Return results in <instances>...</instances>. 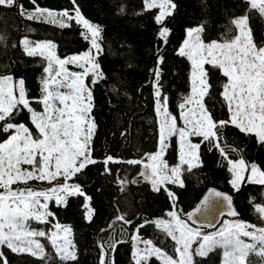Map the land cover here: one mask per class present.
I'll list each match as a JSON object with an SVG mask.
<instances>
[{"label":"snow or ice","instance_id":"snow-or-ice-1","mask_svg":"<svg viewBox=\"0 0 264 264\" xmlns=\"http://www.w3.org/2000/svg\"><path fill=\"white\" fill-rule=\"evenodd\" d=\"M29 2L36 5V0ZM71 2L74 15L69 10L53 12L38 6L29 10L18 0H0V6L15 8L21 17L30 21L39 20L60 28L71 27L74 21L86 30L84 38L90 43V49L83 54L61 59L55 54L54 43L24 39L26 54L29 57H42L46 62L40 96L35 98L42 111L32 107L23 79L0 76V136H6L0 142V264H8L5 248L13 254H28L43 260L45 247L38 238L44 237L50 241L64 264H78V251L69 239L70 228L55 224V231L46 233L33 228L30 223H50L48 217H54V213L49 210V202L55 201L57 206L66 207L69 197L91 200L74 178L78 179L85 174L86 168L97 163L91 147L97 128L92 113L95 107L93 87L106 79L98 62L103 52L99 42L102 29L82 15L76 0ZM144 2L148 10L160 9L154 20L160 26L158 36L162 41H167L171 30L165 20L174 15L176 5L172 0ZM245 2L249 5L247 11L256 10L264 18V0ZM232 23L238 29V34L231 40L205 42L202 39L205 30L203 24L186 29V38L178 54L191 61L192 87L190 95L185 96L178 105L182 121L180 126L177 117L168 110V98L162 95L159 68L155 71L154 96L156 111L160 115L159 151L146 155L145 159L150 163H145L144 159H130L124 163L142 166L139 172L142 181L137 178L130 183H148L150 191L166 195L175 210L167 213L170 219L150 221L141 217L139 223L127 213L118 212L112 225L123 222V225L133 229L131 239L135 264H149L152 257L161 264H200L198 258H206L216 249H222V264H246L250 254L264 257V227L244 221H229L214 232L201 230L205 227L200 222L202 216L213 212L217 215L227 213L233 217L239 215L233 209L232 196L213 190L194 212L187 214V219H182L176 203L178 197L170 187L183 188L184 173L203 167L202 145L209 152L217 151L227 160L228 171L232 175L229 183L234 191L239 192L245 183L264 185V170L255 163L246 162L239 148L229 145L225 136V130L231 126L246 136H254L256 143L264 146V46L255 44L247 14L233 18ZM162 62L160 58L158 63ZM68 65L81 71H70ZM205 65L220 70L227 78L221 93L229 113L227 120H217L203 103V97L211 87L208 83L209 70ZM88 77H91L90 83L87 82ZM187 105L193 107L185 110ZM24 111L32 127L23 122H14ZM174 136L179 138L180 150L178 163L170 167L163 157L168 141ZM193 137L199 138L198 142H193ZM233 154L240 158L233 161L230 158ZM116 162L119 161L114 157L106 156L103 161L104 173L111 174L107 165ZM246 172L247 181L244 180ZM32 181L47 182L50 187L37 188L30 183ZM118 182L123 192L129 181L124 178ZM250 203L264 219V204L256 205L251 198ZM149 223L175 242L176 258L156 247L152 240L144 239L141 229ZM206 227H215V224L209 220ZM125 231L127 229L121 226L120 232L123 234ZM243 238H248L250 242ZM122 243L126 241L115 234L99 241V264H115L112 253Z\"/></svg>","mask_w":264,"mask_h":264},{"label":"trees","instance_id":"trees-1","mask_svg":"<svg viewBox=\"0 0 264 264\" xmlns=\"http://www.w3.org/2000/svg\"><path fill=\"white\" fill-rule=\"evenodd\" d=\"M18 2L29 10L38 6L53 12L69 10L74 15L71 0H36L35 6L29 0ZM172 2L176 5L174 15L165 20L171 32L167 41H162L158 36L160 26L154 20L157 10L146 9L144 0H76L82 15L102 29V39L99 42L103 52L99 55L98 62L106 76V79L93 87L95 107L92 115L97 128L91 147L92 156L97 163L86 168L85 174L78 179L74 178L91 200L69 197L66 207L57 206L55 201L49 202V210L54 213V217H48L50 223H30L33 228L46 233L54 231L55 224L70 228V239L78 251V264H99L100 249L97 244L113 234L126 241L119 244L112 253L115 264H135L134 243L131 239L133 229L123 225V222L112 225L118 212L127 213L139 223L141 217L150 221L170 219L167 213L175 210L170 206L168 197L163 193H152L148 183H130L139 178L142 166L129 165L124 161L144 159L146 163V155L157 151L159 121L154 93L155 71L158 68L161 73L159 84L162 95L168 98V110L177 117V121L180 119L178 105L185 96L190 95L192 87L191 61L178 54L186 37V29L203 24L205 30L202 39L205 42L231 40L238 34L232 23L233 18L247 14L255 44L258 47L264 45V18L256 10L247 11L249 5L245 0ZM85 32L74 21L71 27L60 28L56 24L39 20L30 21L21 17L15 8L0 6V36L3 37L0 41V76L10 75L14 80L23 79L32 107L41 111L42 106L35 103V98L40 96L46 62L39 56L29 57L21 41L27 38L32 42H52L56 45L55 54L63 59L83 54L90 49L89 41L84 38ZM160 58L162 63H158ZM68 68L80 71L72 65H68ZM205 68L209 70L208 83L211 87L203 97V103L217 120H227L229 113L221 95L227 78L210 65H205ZM90 81L91 77H88L87 82ZM14 122H23L32 127L26 111L21 112ZM225 136L229 145L239 148L246 162L255 163L264 170V146L258 145L254 136H246L231 126L225 130ZM4 139L6 136H0V142ZM192 140L198 142L199 138L193 137ZM200 153L203 167L184 173L183 188L170 186L178 197L176 203L181 218L185 219L208 188H215L232 196L239 213L235 220L224 219L218 228L229 221H244L264 227V219L260 218V214L254 211L253 204L250 203L251 198L256 205L264 204V185L245 183L236 192L229 183L232 175L228 171L227 160L217 151L209 152L205 145L201 146ZM106 156L119 161L107 165L111 174L104 173L103 161ZM163 158L169 166L177 164L178 147L175 137H171ZM230 158L236 161L240 157L233 154ZM124 178L129 183L122 192L118 180ZM139 179L142 181V178ZM247 179L246 172L244 180ZM30 183L37 188L50 187L47 182ZM121 226L127 229L123 234L120 232ZM141 235L176 258L175 242L154 224L149 223L146 228L141 229ZM38 239L45 247L43 260L28 254H13L5 248L8 264H64L46 237ZM198 259L200 264H222V249H216L208 257ZM149 264L161 262L152 257ZM246 264H264V257L250 254Z\"/></svg>","mask_w":264,"mask_h":264},{"label":"water","instance_id":"water-1","mask_svg":"<svg viewBox=\"0 0 264 264\" xmlns=\"http://www.w3.org/2000/svg\"><path fill=\"white\" fill-rule=\"evenodd\" d=\"M213 190L218 191V192H221V193H224V194H228V193H226V192H222V191H220V190H218V189H215V188H208L207 191L204 193V195H203V196L201 197V199L199 200V202L196 204V206H195L191 211H189L188 213H192V212H194L195 209H196V208L201 204V202L204 200V198L207 197V196L209 195V193H210L211 191H213ZM228 195H230V194H228ZM230 196H231V195H230ZM232 206H233V209L236 210L235 205H234V202H233V205H232ZM236 211H237V210H236ZM188 213H187V214H188ZM187 214H186V216H185V219H187ZM238 216H239V215H238ZM238 216L233 217V216L228 215L227 213H225V214H223V215H217L216 212H213L212 214L207 215L206 217H204V216L200 217V222H201L202 224L205 225V227L202 228V229H206V230L212 232V231H215V230L219 227V225L223 222L224 219H227V220H235V219L238 218ZM209 220H211V221L215 224V227H206V225L208 224V221H209Z\"/></svg>","mask_w":264,"mask_h":264},{"label":"rangeland","instance_id":"rangeland-1","mask_svg":"<svg viewBox=\"0 0 264 264\" xmlns=\"http://www.w3.org/2000/svg\"><path fill=\"white\" fill-rule=\"evenodd\" d=\"M145 3V2H144ZM156 10H157V15H158V13H159V11H160V9L159 8H155ZM238 30V29H237ZM186 38V37H185ZM23 41H24V39L21 41V43H22V47H23V49H24V45H23ZM183 44V43H182ZM264 46V45H263ZM182 47V45L180 46V48ZM179 48V49H180ZM93 52H94V50H93ZM73 66V65H72ZM70 70V69H69ZM70 71H72V70H70ZM81 71V70H80ZM191 85H192V74H191ZM63 91V90H62ZM190 107H193V105H187V107H186V109L185 110H187V108H190ZM42 111V110H41ZM157 112V111H156ZM157 118H158V121H160V115L158 114V112H157ZM182 124V121H180V119H179V121H178V126H180ZM175 137V136H174ZM176 138V142H177V147H178V153H179V150H180V142H179V138L178 137H175ZM171 139V138H170ZM169 142H170V140L168 141V145H169ZM167 149V148H166ZM157 151H159V145H158V148H157ZM156 151V152H157ZM166 152V151H165ZM146 163H150V161H147ZM177 163H178V158H177ZM25 167H27V166H25ZM171 167V166H170ZM13 187H16L15 185L13 186ZM86 206H87V209L89 210V208H88V204L86 203ZM88 210H87V213H88ZM55 231V230H54ZM69 239H70V235H69ZM243 239H245L247 242H250V241H248V238H243ZM259 247V246H258Z\"/></svg>","mask_w":264,"mask_h":264}]
</instances>
